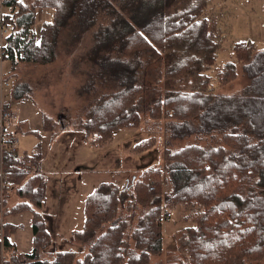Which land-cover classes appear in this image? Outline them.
Here are the masks:
<instances>
[{"label":"trees","instance_id":"1","mask_svg":"<svg viewBox=\"0 0 264 264\" xmlns=\"http://www.w3.org/2000/svg\"><path fill=\"white\" fill-rule=\"evenodd\" d=\"M26 1V4L19 0L1 2L2 9L13 10H0V30L10 26L2 38L3 61L12 65L51 61L59 30L68 29L74 40L77 37L74 33L98 27L96 38L101 54L98 53L94 64L106 94L83 125L88 135L100 131L95 141L110 129L116 133L139 126L134 102L144 93L146 67L152 59L165 54L161 50L183 56L165 78L169 83L176 81L175 84L193 82V90L185 93L183 88L169 89L150 111L152 121H165L169 135L164 166L143 171L141 178L123 187L101 183L87 197L84 227L76 232L79 242L89 248L84 259L76 261L74 252H60L53 261L41 259V251L52 241L34 219L32 252L19 254L14 263L154 264L153 258L166 251L163 181L170 185L166 201L172 208L190 210L195 220L180 231L179 252L185 258L179 264L263 262L264 50L248 43L237 44L236 62H227L219 68L218 83L222 86L232 83L241 67L247 85L240 95H219L212 92L213 77L208 71L216 63L221 36L209 19L201 18L209 0ZM40 8L66 11L71 21L66 23L63 14L60 12L58 16L57 12L55 24L44 27L38 44L33 27ZM25 94L24 90L17 99L26 97ZM103 125L107 130L102 129ZM46 127L50 130L47 124ZM216 136L234 150L199 144L178 151L169 148L172 140L203 141ZM156 145V139L150 137L135 149L142 153ZM31 157L24 160L19 154L7 152L0 160V168L16 183L22 181L21 177H28L26 192L41 206L45 181L31 171L39 168L40 172L42 153L38 151ZM19 194L23 196L21 191ZM123 209L126 215L122 214ZM139 209L143 210L140 215ZM6 225L7 230L10 224ZM3 246L6 250L13 247L10 235L5 236Z\"/></svg>","mask_w":264,"mask_h":264},{"label":"rangeland","instance_id":"2","mask_svg":"<svg viewBox=\"0 0 264 264\" xmlns=\"http://www.w3.org/2000/svg\"><path fill=\"white\" fill-rule=\"evenodd\" d=\"M1 2V12L13 11L4 7L2 9ZM19 2L26 4L28 1ZM57 12L58 16L60 12L63 14V21L67 19L66 23H70V14L66 11ZM57 12L49 8L37 11L33 31L38 44L41 43L44 27L52 22L55 24ZM201 18H206V21L209 19L216 34L221 36L216 63L208 71L213 77L212 92L240 95L247 85L241 67L236 80L224 86L218 83L217 72L225 63L236 62L234 50L239 43L252 44L257 50H264V0H209ZM8 29L10 26L1 28V43ZM97 30L98 27L82 34L74 33L77 34L74 40L68 29L59 30L52 47L55 56L51 61L41 64L19 62L12 65L3 61V44L0 45V160L2 162L7 153V141H18L15 154L25 157L24 160L40 151L42 168L40 172H37L39 168L33 169L31 174H38L45 181L41 206H38L26 192L28 177H21L22 181L16 183L4 172L3 178L10 182V187L1 194L0 184V264H15L14 260L19 254L32 252L34 219L52 241L50 246L45 245L41 251V259L53 261L60 252H74L76 261L84 259L89 248L87 244L79 242L76 232H81L84 227L87 196L101 183L110 182L123 187L129 182L133 183L135 178H141L143 171L165 164L166 140L169 138L165 121H152L149 114L156 101L162 100L169 89L183 88L185 93L193 90V82L175 84L176 81L169 83L165 78L168 70L176 62L179 63V59L182 61L183 56L178 52L173 54L161 50L165 54L152 59L146 67L144 93L134 102L140 117L139 126L119 129L116 133L110 129L102 132L103 137L95 141L100 131L95 130L88 135L83 125L90 112L96 110L100 98L106 94L94 64L95 59L98 60V53L101 54L97 44ZM44 44L47 45V42ZM92 71L94 75H90ZM189 80L193 81L191 78ZM24 90L26 97L17 99V95ZM6 111L14 116L11 124L2 123ZM46 124L51 130H47ZM6 129L10 133H6ZM12 129L15 134L11 132ZM102 129L107 130L104 125ZM150 137L156 139V147L138 152L135 149L137 144ZM190 144L214 149L226 147L221 137L216 136L203 141L195 138L172 140L169 148L178 151ZM231 147L227 146L226 149L234 150ZM133 149L136 151L133 152ZM168 178L166 174L165 179ZM20 191L23 196L19 194ZM161 191L164 207L172 212V218L163 222L166 251L151 262L179 264L185 258V254L179 252L180 231L195 220L190 210L172 208L166 201L170 192L168 181H163ZM122 211L126 215L125 209ZM142 211L139 209L138 215ZM8 223L10 228L6 230ZM6 235H10L13 243V247L8 250L3 246ZM130 244L133 246V243ZM249 264H264V261Z\"/></svg>","mask_w":264,"mask_h":264},{"label":"built area","instance_id":"3","mask_svg":"<svg viewBox=\"0 0 264 264\" xmlns=\"http://www.w3.org/2000/svg\"><path fill=\"white\" fill-rule=\"evenodd\" d=\"M2 29H4V28L2 27ZM8 31H9V29H8ZM13 121H14V116L12 115V113L7 112V111L4 112V117H2V123L11 124V123H13ZM6 146H7V149H6L7 152H9V153L13 152L12 154H15V152L18 150V141L11 142V143L7 141ZM8 187H10V182L6 178H4L2 185H1V194ZM163 217H164V220H170L172 218V212L170 210H165Z\"/></svg>","mask_w":264,"mask_h":264},{"label":"bare ground","instance_id":"4","mask_svg":"<svg viewBox=\"0 0 264 264\" xmlns=\"http://www.w3.org/2000/svg\"><path fill=\"white\" fill-rule=\"evenodd\" d=\"M4 170H0V175L2 176V178L0 179V184H2V182H3V177H5V176H3L4 175Z\"/></svg>","mask_w":264,"mask_h":264},{"label":"crops","instance_id":"5","mask_svg":"<svg viewBox=\"0 0 264 264\" xmlns=\"http://www.w3.org/2000/svg\"><path fill=\"white\" fill-rule=\"evenodd\" d=\"M8 110H9V109H8ZM45 118H46V117H45ZM0 122H1V120H0ZM6 130H7L8 133H10V132L8 131V129H6ZM50 130H51V129H50ZM48 131H49V130H48ZM7 132H6V133H7ZM11 132H13L14 134L16 133V132L13 131V129L11 130ZM35 150H36V149H35ZM1 169H2V168H0V170H1ZM88 196H89V195H88ZM88 196H87V197H88Z\"/></svg>","mask_w":264,"mask_h":264}]
</instances>
